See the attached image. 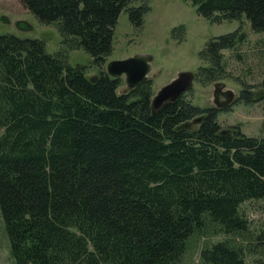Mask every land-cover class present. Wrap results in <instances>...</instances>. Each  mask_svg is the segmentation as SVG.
<instances>
[{"label":"trees","instance_id":"obj_1","mask_svg":"<svg viewBox=\"0 0 264 264\" xmlns=\"http://www.w3.org/2000/svg\"><path fill=\"white\" fill-rule=\"evenodd\" d=\"M21 1L57 28L61 50L0 34V212L11 263L182 264L193 238L214 234L223 238L201 245L200 264H264V229L250 230L241 211L264 200V138L223 128L218 108L192 104L191 88L154 109L151 79L121 92L106 72L120 13L141 30L147 0ZM185 1L210 23L241 21L199 53L201 84L228 78L223 51L241 58L244 21L264 33V0ZM76 49L97 74L69 65ZM242 84L233 104L264 100V64L259 83Z\"/></svg>","mask_w":264,"mask_h":264},{"label":"rangeland","instance_id":"obj_2","mask_svg":"<svg viewBox=\"0 0 264 264\" xmlns=\"http://www.w3.org/2000/svg\"><path fill=\"white\" fill-rule=\"evenodd\" d=\"M147 3L150 11L144 17L141 30L134 29L130 24L126 11L120 13L107 63L140 54L149 55L152 62L147 78L152 81L154 95L179 73H189L192 76L189 95L193 105L218 108L217 121L223 128L235 127L246 136L264 138V100L252 104H233L243 89V81L253 86L260 82L264 64V33H254L249 23L244 21L247 40L239 48L241 58L223 51L228 78L203 85L195 78L199 67L207 66L199 53L210 39L236 30L241 21L210 23L185 0H147ZM139 4L133 3L134 6ZM178 26H183L182 35H178V32L173 34L172 30ZM6 33L19 38L42 40L50 54L61 50V36L57 28L41 24L27 11L21 0H0V34ZM66 55L69 65L86 67L87 77L97 74L91 57L83 49L71 50ZM121 80L120 91L126 88L124 77ZM241 211L250 223V230L257 233L264 229V200L248 201L242 204ZM221 238L222 235L214 234L193 238L182 264H200L201 245L214 243ZM9 255V241L0 212V264H12ZM250 260L248 258L246 264H251Z\"/></svg>","mask_w":264,"mask_h":264},{"label":"water","instance_id":"obj_3","mask_svg":"<svg viewBox=\"0 0 264 264\" xmlns=\"http://www.w3.org/2000/svg\"><path fill=\"white\" fill-rule=\"evenodd\" d=\"M152 58L140 54L124 60H114L106 64V72L112 78H122L126 88L121 92L133 89L147 79L151 72ZM192 86V76L189 73H179L174 80L162 87L152 98V107L158 109L165 102H174Z\"/></svg>","mask_w":264,"mask_h":264}]
</instances>
